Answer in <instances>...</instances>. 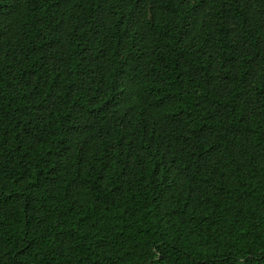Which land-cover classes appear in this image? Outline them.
Instances as JSON below:
<instances>
[{"label": "trees", "instance_id": "obj_1", "mask_svg": "<svg viewBox=\"0 0 264 264\" xmlns=\"http://www.w3.org/2000/svg\"><path fill=\"white\" fill-rule=\"evenodd\" d=\"M0 264H264V0H0Z\"/></svg>", "mask_w": 264, "mask_h": 264}]
</instances>
